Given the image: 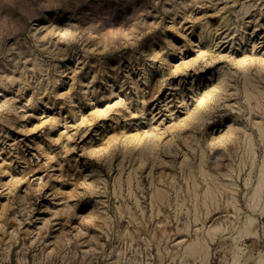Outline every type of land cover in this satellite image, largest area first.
<instances>
[{"label":"rangeland","instance_id":"1","mask_svg":"<svg viewBox=\"0 0 264 264\" xmlns=\"http://www.w3.org/2000/svg\"><path fill=\"white\" fill-rule=\"evenodd\" d=\"M261 130L264 0H0V264H257Z\"/></svg>","mask_w":264,"mask_h":264},{"label":"bare ground","instance_id":"2","mask_svg":"<svg viewBox=\"0 0 264 264\" xmlns=\"http://www.w3.org/2000/svg\"><path fill=\"white\" fill-rule=\"evenodd\" d=\"M259 123V122H258ZM259 126V125H258ZM260 128V126H259ZM263 131V132H262ZM262 132V136H264V130H261ZM260 132V133H261ZM251 139V138H249ZM157 141V140H156ZM250 142V140H249ZM157 143V142H156ZM248 145V144H247ZM253 147V144H249L248 145V148L246 146V149L248 150H251V148ZM253 150V149H252ZM247 152V151H246ZM247 154V153H246ZM252 155V154H251ZM253 156V155H252ZM250 159V158H249ZM203 160V159H202ZM248 163V162H247ZM254 163V162H253ZM245 165V163H244ZM191 166V165H190ZM201 172L203 174V177L205 176V180H208L206 178H208V173L210 172H206L205 171V167H203V165L201 164ZM233 168V167H231ZM234 169V168H233ZM194 171V170H193ZM200 171V170H199ZM234 171V170H233ZM195 172V171H194ZM194 172H192V178H195L193 179L194 180V183L195 185L194 186H197L198 185V182H196V177L194 176ZM228 172V171H227ZM191 173V172H190ZM226 173V172H225ZM231 173V172H230ZM242 173V172H241ZM212 174V173H210ZM209 174V176H210ZM253 174V173H252ZM214 175V174H213ZM225 175H228V176H232L231 174H225ZM216 176V175H215ZM211 177V176H210ZM227 177V176H226ZM218 178V177H217ZM221 179V178H220ZM250 179V178H249ZM212 180V179H211ZM248 180V179H247ZM212 182V181H211ZM208 183V181H207ZM214 184L211 185L210 183L209 186L207 184L208 187H206V189H203L204 190V199H203V204L201 202V205L200 206H204L205 208H207V213L211 212V206H214V208H219L220 207V203H219V194L220 192L221 193H227V192H232V196L236 201L237 200V189L233 190V186L232 188H230V186L224 184L223 182H221V180L217 179L215 182H213ZM200 184V183H199ZM206 185V184H205ZM247 185H249V180L247 181ZM223 187V189H221ZM199 188V187H198ZM197 190V189H196ZM195 190V192H196ZM199 192V191H198ZM203 192V191H201ZM167 194L169 193H165V191H162V189H160L158 192H157V195L158 197L161 199V200H164L167 198ZM200 193H196V196H198ZM203 194V193H202ZM191 195V194H190ZM169 197V196H168ZM199 197V196H198ZM202 197V196H201ZM158 198V199H159ZM200 199V197H199ZM171 200V199H170ZM197 200V199H196ZM239 200V199H238ZM201 201V200H199ZM198 200L196 201V203L194 202L193 204H195V210H196V213H197V210L200 209L199 207V202ZM170 202V201H169ZM239 202V201H238ZM229 203V202H228ZM235 203V202H234ZM231 202V204L234 205V207L237 206V204H234ZM237 203V202H236ZM249 203V202H248ZM153 204V203H152ZM155 205V204H154ZM153 205V206H154ZM249 206L251 207V209L253 211H256L260 214H264V161H263V165L261 167V170H260V173L258 175V178H257V184L255 186V188L253 189V193L251 195V198H250V204ZM258 207V208H257ZM237 208V207H236ZM201 210V209H200ZM201 218H200V215L197 213L196 214V221H199ZM255 223H256V218L254 216H249L247 217L245 223L240 227L238 228L237 230V234L236 235H232L234 241H235V245H236V249H235V254L233 256V263L234 264H242L244 261L242 259V253H244V248L241 247L239 245V242L241 240H243L245 237L247 236H253V235H257L258 234V230L255 226ZM225 230L221 229L220 227H216V228H213V229H209V230H206V232H204V236L201 237V236H196L194 237L187 245L186 247L184 248V251L183 253H185L186 255L188 256H193L195 258H200V261L202 262V264H207L208 260H210V245L208 244L207 240H216L217 236L224 233ZM260 233V232H259ZM234 248V247H233ZM130 264H134V263H130ZM184 264V263H183ZM188 264H193V263H188ZM257 264H264V253L260 255L259 257V260L257 261Z\"/></svg>","mask_w":264,"mask_h":264}]
</instances>
